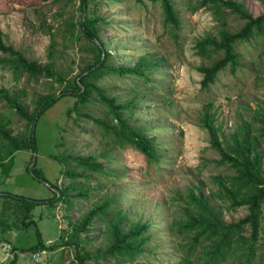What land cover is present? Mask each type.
Listing matches in <instances>:
<instances>
[{
  "label": "rangeland",
  "instance_id": "rangeland-1",
  "mask_svg": "<svg viewBox=\"0 0 264 264\" xmlns=\"http://www.w3.org/2000/svg\"><path fill=\"white\" fill-rule=\"evenodd\" d=\"M172 1L178 28L165 22L160 2L91 0L87 8L90 16L101 20L96 24L98 43L109 54L108 67L114 71L134 68L142 58L160 64L145 71L148 80L132 73L108 71L95 81L106 94L129 107L122 113L124 119L154 139L157 157L149 161L130 143H117L95 122L100 119L118 124L95 93L77 110L73 109L77 99L63 93L66 82L80 80L97 54V40H89L81 27L84 12L80 1L0 0V30L5 43L42 66L52 63L66 81L28 74L16 78L10 69L0 65V89H7L12 96L22 95V104L30 113L37 108L40 96L60 98L37 121L35 150L15 152L9 175L0 164V215L4 211L3 195L39 204L32 217L36 224L28 229L12 225L16 219L14 210L0 219V264H12L14 260L16 264H78V248L65 246L63 240L72 236L73 226L92 208L104 202L111 203L106 218L94 219L88 232L75 238L80 250L93 255L88 264H206L212 242L202 238L191 252L194 232H178L179 223L185 220L190 191L201 188L227 223H237L249 214L247 206L232 207L217 184L216 178H230L235 172L229 165L217 163L221 157L211 147L200 118L203 108L212 103L225 145L238 127L251 123L264 168V138L260 137L261 123L256 120L264 112V34L239 42L235 46L237 69L226 67L214 84L203 88L198 68L213 65L223 53L200 56L195 48L197 41L218 36L222 29L237 33L246 21L230 10L222 9L216 14L210 6L201 7L200 0ZM234 1L243 3L254 17L264 14L262 0ZM0 56L4 54L0 52ZM0 121L6 122L13 136L29 135L27 120L5 100L0 101ZM3 145L0 142L4 155ZM68 156L95 158L103 168L99 172L87 171ZM31 166L41 178L31 171ZM68 172L82 176L72 178ZM71 185L76 190L66 189ZM61 191L63 200L58 198ZM118 218H122L126 230L138 224L148 226L143 235L145 243L140 246L142 253L133 260L116 262L98 252L108 246L109 225ZM37 229L50 249L25 252L37 243ZM251 232L250 225H244L233 247L216 264H264V202L252 253Z\"/></svg>",
  "mask_w": 264,
  "mask_h": 264
},
{
  "label": "trees",
  "instance_id": "trees-1",
  "mask_svg": "<svg viewBox=\"0 0 264 264\" xmlns=\"http://www.w3.org/2000/svg\"><path fill=\"white\" fill-rule=\"evenodd\" d=\"M68 3H73L77 0H66ZM80 7L84 12V18L81 22V27L85 36L92 42H96V58L93 65L87 66L80 80L65 81L62 76L56 73L52 63L47 66H42L38 61L29 60L21 51L16 50L13 46L7 45L4 41V34L0 30V52L4 56H0V65L12 71L16 78L28 74L30 77L45 76L47 78H56L60 83L66 82V88L63 93L71 95L77 101L74 104V110L80 105H85L90 97L95 93L97 99L106 105L110 113L118 124L112 125L100 119L95 122L103 126L106 132L113 135L117 143L127 142L133 145L141 154L146 155L151 161L156 158V146L154 139H150L143 130L133 126L129 121L123 118L122 113L128 110L129 107L117 102L115 97L106 94L95 81L100 76H103L108 71L113 72L114 68L108 67V52L104 51L102 43L99 42V31L96 24L101 21L99 18L90 16L87 13L88 3L91 0H78ZM141 1V0H137ZM152 2H160L165 15V22L178 28L180 23L177 12L172 0H150ZM201 7H212L216 14H219L222 9L230 10L233 14L238 15L242 20L246 21L244 27L237 33H231L226 29L219 31L218 36H207L201 38L196 43L198 55L207 57L210 52L223 53V57L213 63L211 66L199 67L198 71L203 76L201 82L203 88H208L214 84L218 74L230 67L235 71L239 66V56L235 50V46L239 42L249 41L254 35L264 34V14L254 17L243 3L234 0H200ZM264 5V0H262ZM159 66L158 62L149 61L147 58H142L134 66V68L120 67L115 69V73L125 72L141 76L144 80H148L146 70ZM66 95V96H67ZM22 95H10L5 88L0 89V101L5 100L11 109L22 118L26 119L29 125V135L25 137L13 136L8 130L6 122L0 121V142H4L2 146L6 153L3 155L0 152V164L3 171L9 175L12 166V156L15 152L35 150L34 142V123L51 108L60 98L57 96L47 95L40 96L37 101V108L30 113L26 106L22 104ZM131 101L130 103H132ZM131 106V105H129ZM213 104L209 103L203 108L200 118V124L205 129L210 138L211 147L218 152L220 160L219 165H229L235 172V176L230 178L218 177L215 180L219 185L224 196L231 202L232 207L247 206L249 214L238 221L237 223H227L221 213H219L211 204V201L201 188L191 190L188 195V204L185 207V220L178 225V232L186 234L194 232L191 252L202 238L212 242L211 251L208 252L209 259L206 264H216L221 261L225 254L233 247V242L241 233L244 225L249 224L251 227L250 236V251L253 252V247L259 236L260 218L262 215V204L264 202V168L263 154L260 152L256 137L252 136L251 123L244 122L238 129L230 135V141L225 145L221 140L222 128L216 125V113L212 112ZM131 111L133 108L131 106ZM69 111V110H68ZM68 114V113H67ZM81 115L90 118V116L80 113ZM261 123L259 128L260 137L264 138V112L260 119H256ZM72 159L78 166L83 167L87 171L99 172L103 166L95 158L82 156H68L67 159ZM10 159V163L6 160ZM65 161V159H64ZM35 166L32 171L37 177H42L40 172L36 171ZM68 176L76 178L82 176L75 172H68ZM67 190H76L74 186H67ZM58 197L57 193L55 194ZM78 196H85L78 193ZM1 197V196H0ZM64 193L61 191L60 200H63ZM4 211L0 215V219L7 215L8 212L14 210L16 219L13 222L14 227L28 229L33 222V211L39 205L35 200L28 198H19L11 195H3ZM8 205L9 208L6 206ZM111 203L104 202L102 205H97L92 208L83 219L73 226V234L67 240H63L65 246H73L77 249L76 262L78 264H88L93 259V255L85 250H80L76 243V237L82 232H88V227L92 225L94 219L103 217L106 218V212L110 208ZM4 230H8L9 225ZM148 226L138 224L126 230L122 224V218L109 225L108 234L110 241L105 249H98V252L105 258L111 257L120 262L121 259H135L142 253L140 246L145 243L144 233ZM37 243L30 246L25 252L37 253L46 249H50L43 243L42 235L37 229ZM187 263H191L187 261ZM16 264V260L12 262ZM193 264V263H191Z\"/></svg>",
  "mask_w": 264,
  "mask_h": 264
},
{
  "label": "water",
  "instance_id": "water-1",
  "mask_svg": "<svg viewBox=\"0 0 264 264\" xmlns=\"http://www.w3.org/2000/svg\"><path fill=\"white\" fill-rule=\"evenodd\" d=\"M35 127H36V122L34 123V126H33V129H34V130H35ZM33 167H34V166H31V168H30L31 171H32Z\"/></svg>",
  "mask_w": 264,
  "mask_h": 264
}]
</instances>
